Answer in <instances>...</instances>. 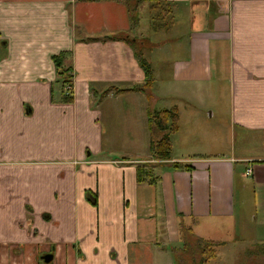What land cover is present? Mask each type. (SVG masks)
<instances>
[{"label":"crops","instance_id":"crops-1","mask_svg":"<svg viewBox=\"0 0 264 264\" xmlns=\"http://www.w3.org/2000/svg\"><path fill=\"white\" fill-rule=\"evenodd\" d=\"M164 1L174 29L150 39L132 36L138 22L129 29L120 0H0V264L46 253L59 264H176L191 222L217 246L246 233L260 246L248 261L264 263V0ZM119 33L136 42L102 40ZM135 49H147L152 90L115 92L145 80ZM60 52L71 102L60 101ZM173 108L170 159L158 161L148 113ZM142 164L155 183L137 181Z\"/></svg>","mask_w":264,"mask_h":264},{"label":"rangeland","instance_id":"rangeland-1","mask_svg":"<svg viewBox=\"0 0 264 264\" xmlns=\"http://www.w3.org/2000/svg\"><path fill=\"white\" fill-rule=\"evenodd\" d=\"M172 7L166 6L165 4H160L157 7H152L150 2H143L141 3L136 9L135 14L138 17V27L135 32H133L132 36L135 38L138 37H148L150 39L153 38V30L154 27L156 29H160L161 33L159 35V38L166 39L169 35L174 24L175 14H171ZM155 19H152V18ZM176 21H178L175 25V28L177 30H180L183 28L184 20L176 18ZM181 31V30H180ZM131 35V33H130ZM130 35L128 36L130 38ZM136 42V41H135ZM138 44V42H137ZM147 49H143L142 53ZM147 52V51H146ZM145 56V55H144ZM165 70L162 69V73L164 74ZM161 90H165V85L162 83H159ZM214 86H209V88H213ZM65 89L67 92L72 94L73 89V82L71 85H66ZM169 100H164L161 102L162 105H159L158 108H162L165 104H168ZM207 113V117H208ZM209 126L214 125L215 120L213 118H210L207 120ZM187 127L190 126V123L186 125ZM210 138V137H209ZM200 151H203L207 154H214V150L210 149V146H206V148L200 149ZM220 152V151H219ZM252 200L251 196V190L245 191V198H250ZM252 203L250 201V207ZM196 222V221H195ZM198 223L191 222L189 226L193 228V234H190L187 230H185V237L188 238L187 248L188 251L186 253L181 254L182 260L176 262V264H201V259L207 256L210 259L206 264H264L262 260L257 261H248V256L246 253V249L249 248L252 251H259V244H256L252 242L251 240L246 238V233L240 236L239 234V241L233 245V246H225L223 247L221 243H219V246L216 244H210V241L208 242V245L204 242V237H200V235L196 232L195 229H198ZM180 233L183 234V229H180ZM243 236V237H242ZM197 237L199 239L197 240ZM219 239H230V236L223 235L221 232L219 233ZM259 246V247H258ZM39 254H42V252H39ZM178 256V255H177ZM35 259V258H34ZM42 261V262H41ZM37 264H59V260L55 257L54 260H52L51 263H44L42 259H37Z\"/></svg>","mask_w":264,"mask_h":264},{"label":"trees","instance_id":"trees-1","mask_svg":"<svg viewBox=\"0 0 264 264\" xmlns=\"http://www.w3.org/2000/svg\"><path fill=\"white\" fill-rule=\"evenodd\" d=\"M127 6L129 10V20H130V27L129 29H133V27L138 22V17L135 14V9L143 2H150L152 7H157L160 4H165L168 6L170 3L164 1V0H120ZM152 19H155L154 17ZM155 28V27H154ZM156 29V28H155ZM129 35L123 34H115L110 36H104L102 40H111V39H118V40H125L129 44H134L128 37ZM97 40V38L94 37H88L85 39V41H92ZM135 57L137 58L139 65L144 71L145 74V80L143 83L135 85L128 89H116L115 92H122V91H148L152 90L153 84L155 82V74L154 70L150 64V62L145 58L143 55L141 49L136 50L135 49ZM69 54L67 52H60L56 55L52 56V60L54 62L55 68H56V75L57 80L62 84V96L61 100L62 102H71L73 101V95L66 91L65 86L72 84V79L74 77V72L72 70L71 65L64 64L63 59L68 56ZM148 126L152 130H158L161 132V135L158 139H152L150 141V151L152 153V158L158 161H167L170 159V153H171V141H170V135L173 131L177 129V119H178V113L175 108L173 109H162L158 111H152L148 113ZM152 130V131H153ZM173 165H176L177 163H172ZM136 178L138 182H147V183H155L158 179V176H156L153 172V169L148 164H142L138 165L136 167ZM87 199L92 202H94V198L90 193L86 192ZM208 245V243H205ZM262 251L264 252V245L261 247ZM207 256L201 259V264H206L208 262ZM51 262V261H50Z\"/></svg>","mask_w":264,"mask_h":264},{"label":"water","instance_id":"water-1","mask_svg":"<svg viewBox=\"0 0 264 264\" xmlns=\"http://www.w3.org/2000/svg\"><path fill=\"white\" fill-rule=\"evenodd\" d=\"M53 258V255L51 253L45 254L41 257V259L43 260V262L45 263H49Z\"/></svg>","mask_w":264,"mask_h":264},{"label":"flooded vegetation","instance_id":"flooded-vegetation-1","mask_svg":"<svg viewBox=\"0 0 264 264\" xmlns=\"http://www.w3.org/2000/svg\"><path fill=\"white\" fill-rule=\"evenodd\" d=\"M46 254H48V253H46ZM52 254V253H51ZM45 255V254H44ZM53 255V254H52ZM53 259V258H52ZM52 261V260H51Z\"/></svg>","mask_w":264,"mask_h":264}]
</instances>
